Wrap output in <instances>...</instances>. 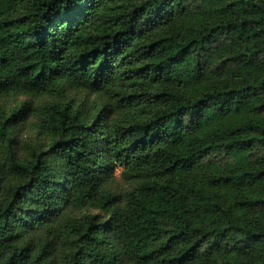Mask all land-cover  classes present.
Returning a JSON list of instances; mask_svg holds the SVG:
<instances>
[{
	"label": "trees",
	"instance_id": "1",
	"mask_svg": "<svg viewBox=\"0 0 264 264\" xmlns=\"http://www.w3.org/2000/svg\"><path fill=\"white\" fill-rule=\"evenodd\" d=\"M0 264H264V0H0Z\"/></svg>",
	"mask_w": 264,
	"mask_h": 264
}]
</instances>
